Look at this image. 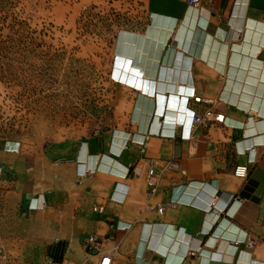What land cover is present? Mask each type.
Returning <instances> with one entry per match:
<instances>
[{
    "label": "crops",
    "instance_id": "obj_1",
    "mask_svg": "<svg viewBox=\"0 0 264 264\" xmlns=\"http://www.w3.org/2000/svg\"><path fill=\"white\" fill-rule=\"evenodd\" d=\"M145 13L114 57L128 58L153 96L113 82L128 96L123 126L79 143L68 182L26 158L15 180L0 177V237L18 241L11 264H98L89 235L111 264H264V0H146ZM206 109L223 123L188 132L187 113Z\"/></svg>",
    "mask_w": 264,
    "mask_h": 264
},
{
    "label": "rangeland",
    "instance_id": "obj_2",
    "mask_svg": "<svg viewBox=\"0 0 264 264\" xmlns=\"http://www.w3.org/2000/svg\"><path fill=\"white\" fill-rule=\"evenodd\" d=\"M145 3L0 0V177L15 180L26 158L40 171L60 168L68 182L79 143L123 126L128 96L112 86L121 85L114 56L121 36L146 23ZM15 238L0 237V264L14 256Z\"/></svg>",
    "mask_w": 264,
    "mask_h": 264
},
{
    "label": "built area",
    "instance_id": "obj_3",
    "mask_svg": "<svg viewBox=\"0 0 264 264\" xmlns=\"http://www.w3.org/2000/svg\"><path fill=\"white\" fill-rule=\"evenodd\" d=\"M190 4L194 5L195 7H199L202 0H188ZM195 101L199 102V98H195ZM211 121H219L223 123L219 118L218 115L215 114L211 109H206L201 114H192V127L202 126ZM158 166L156 162H150L149 169L147 171V175L145 178V183L147 186V190L150 194H153L156 190V176L155 170ZM165 166L169 169H177V164L170 162L165 164ZM243 174V173H241ZM101 211V209H98ZM158 211H162L161 208L157 209ZM100 239L96 235H89L83 242L84 248L88 252H93L96 256H98V264H111L112 256L104 251H101L100 246ZM7 264H11L9 261H6Z\"/></svg>",
    "mask_w": 264,
    "mask_h": 264
},
{
    "label": "bare ground",
    "instance_id": "obj_4",
    "mask_svg": "<svg viewBox=\"0 0 264 264\" xmlns=\"http://www.w3.org/2000/svg\"><path fill=\"white\" fill-rule=\"evenodd\" d=\"M243 6V5H242ZM252 35H253V32H252ZM247 38H248V36H246ZM252 38V37H251ZM248 45V44H247ZM242 46H244V44L242 45ZM245 47V46H244ZM238 48H239V46H238ZM243 48V47H242ZM246 48H247V46H246ZM250 50V49H249ZM247 51V50H246ZM244 52V51H243ZM250 52V51H249ZM121 55V54H120ZM182 57V56H181ZM178 59V58H177ZM178 60H180V59H178ZM181 61H183V60H181ZM115 65H114V77H115V75H117L116 76V79L118 80V81H120V82H122V83H124V84H126V85H130V86H132V87H136V88H138V87H140L141 88V90H142V93H146V94H154L155 92H153L152 90H151V86H150V89H144L143 88V86L142 85H144V83L142 84V82H143V76L142 75H140L139 74V70H137V68L132 64V62L128 59V58H126V57H124V56H117L116 58H115V63H114ZM181 64V63H180ZM183 64V63H182ZM181 64V65H182ZM182 67H183V65H182ZM131 73H133L134 75L135 74H137V76L138 77H134ZM112 74V73H111ZM178 75V74H177ZM176 75V76H177ZM136 76V75H135ZM170 77V76H169ZM178 79V78H177ZM185 79V78H184ZM139 80H141V83H139ZM155 85V84H154ZM163 85V84H162ZM165 85V84H164ZM169 86V85H168ZM167 86V87H168ZM163 87H165V86H163ZM166 87V88H167ZM146 88V87H145ZM162 88V87H161ZM161 88H160V90H161ZM173 88V87H172ZM154 89H155V87H154ZM165 89V88H164ZM169 89V88H168ZM176 89V90H175ZM174 91H173V94L171 95V100H173V103H172V101L170 102V105H169V111H168V114H174L175 115V118L176 117H181V112H180V110L182 109V108H179L178 107V105H179V99H178V97L177 96H175L174 94H175V92L177 91V92H180V87L178 86V89L177 88H174L173 89ZM140 91V90H139ZM163 92V91H162ZM153 96V95H152ZM149 97V96H148ZM155 97V96H154ZM175 101H177V102H175ZM170 108L173 110V111H170ZM163 111V109L161 108V107H159V109H157V113H159V112H162ZM163 114V113H162ZM189 116H188V132H190V129H191V127H192V114H190L189 112L187 113ZM161 116V115H160ZM218 118H219V115H218ZM220 119V118H219ZM222 122H223V120L222 119H220ZM162 121V120H161ZM158 126H159V123H158V121H157V119L155 118L154 119V121H153V123H152V128H151V131H157V128H158ZM158 131H159V129H158ZM163 132H164V130H163ZM166 132V131H165ZM167 133V132H166ZM17 149V148H16ZM15 149V150H16ZM39 206H41V205H38L37 203H36V205H35V208H37V207H39Z\"/></svg>",
    "mask_w": 264,
    "mask_h": 264
},
{
    "label": "trees",
    "instance_id": "obj_5",
    "mask_svg": "<svg viewBox=\"0 0 264 264\" xmlns=\"http://www.w3.org/2000/svg\"><path fill=\"white\" fill-rule=\"evenodd\" d=\"M61 253L57 256V257H55L54 255H53V253H49V257H51V258H53V259H55V260H59L60 259V257H61V255H62V250L60 251Z\"/></svg>",
    "mask_w": 264,
    "mask_h": 264
}]
</instances>
